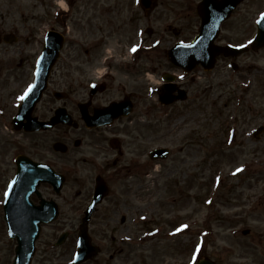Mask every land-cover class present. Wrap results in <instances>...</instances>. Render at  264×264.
I'll use <instances>...</instances> for the list:
<instances>
[{
    "label": "rangeland",
    "instance_id": "obj_1",
    "mask_svg": "<svg viewBox=\"0 0 264 264\" xmlns=\"http://www.w3.org/2000/svg\"><path fill=\"white\" fill-rule=\"evenodd\" d=\"M32 1L0 0V30H8L14 24L15 27L18 26L19 33L25 37L30 36L32 52L29 53L34 60L40 51L39 43L40 47L42 45L44 29H39L40 23H37L35 31L30 34L20 23L31 14L37 17L41 15L38 4L37 7L30 6ZM53 1L57 6L56 0ZM199 1L158 0V7L151 19L144 18L142 25L153 27L158 36H164L163 41L167 44H173L176 38L190 40L198 32L200 24L197 12ZM47 2L43 6L44 10L51 3ZM74 3L78 11L87 8L93 10L96 15V33L97 26L102 27L108 19L99 14V10L117 4L115 14L128 26L123 32L117 30V35L124 39L122 35L127 32L126 40L132 29L129 26H136L138 19L143 17L141 7L134 0H94V9L85 2L82 3V0H75ZM262 10L264 0H244L224 23L219 42L245 39L254 30L252 17ZM169 23L171 31L165 30ZM175 26L180 29L179 35H175L172 29ZM163 54L160 49V58H163ZM3 56V48L0 47V57ZM249 59L259 60V68L253 72L255 82L249 88L250 91L246 92L254 96L262 111L249 115L242 121L247 127L264 123V49L253 56L249 53L240 58L242 63ZM143 61L144 58L141 57L142 73L136 85L141 90H144V83H147ZM244 66L247 68L246 63ZM227 73L230 71L228 68L225 71L224 66L216 68L204 76L201 85L190 88L188 101L180 102L174 108L175 113L184 114L180 120L166 116L159 121L154 118L152 122L144 124L145 134L151 135L145 149L171 144L176 148L168 159L158 161V176L153 175V169L148 174H140V178L131 185L136 190L132 199L129 188L128 194H122L124 199L131 200L128 206L112 209L104 204L95 213L90 233L94 243L103 249L99 259H105L111 252V264H196L199 258L204 257L216 260L219 264H264V130L248 145L237 141L232 148L226 147L223 135L228 114L234 104V93L240 90L231 83ZM241 74L238 72L235 82L245 78ZM20 81H15L14 75L10 80H5L3 95L17 99L28 82L24 81L20 88ZM59 83L60 80L55 78L53 86L60 88ZM59 102L46 96L38 113L45 114L50 111V106L54 107ZM42 105L44 107L41 109ZM155 109L162 108L155 105ZM244 109L243 107L242 112ZM214 127L217 132L213 138H207L206 132L212 131ZM72 130V127L60 125L56 129L39 133H23L14 130L8 120L0 118V257L3 261L5 258L12 263V242L16 244V241L8 238L1 204L15 173L14 156L17 153H27L37 160L51 163L67 174V182L60 198H56L52 189L48 190L50 193H46L45 185L40 187L46 195L58 201L61 215L44 227L32 264L71 263L81 222L82 210L78 207L84 203V196L80 197L75 207L68 202L74 201L75 191H85V187L92 186L98 171V164L94 162L92 167L76 161L81 153L73 151L71 140H68L70 151L67 153L53 150L52 144L58 138L74 136ZM154 135L158 137L153 138ZM248 161L252 166L247 174L240 173L237 177L228 175L231 169ZM71 167L72 171H67ZM218 170L222 176H216ZM220 178L221 186L218 181ZM119 212L127 216L124 221ZM65 230L71 231L69 239L61 247L53 249V241ZM244 230L248 233L243 234ZM112 240L115 242H111ZM3 261L0 264H4Z\"/></svg>",
    "mask_w": 264,
    "mask_h": 264
},
{
    "label": "flooded vegetation",
    "instance_id": "obj_2",
    "mask_svg": "<svg viewBox=\"0 0 264 264\" xmlns=\"http://www.w3.org/2000/svg\"><path fill=\"white\" fill-rule=\"evenodd\" d=\"M62 1L67 4L68 8L75 5V0ZM57 2L60 1L57 0ZM30 6L32 7V5ZM54 7L56 6L51 0L48 9H42L38 21L46 28H44L45 33L61 31L69 38L70 43L68 41L66 45L65 42L62 54L51 72L50 81L53 83L55 78H58L62 81L61 84L66 85V89L63 90L66 91V100H70L73 108V120L76 121H74L75 129L79 130L82 135H88L85 138L80 137L81 143L76 146L85 157L78 158L76 161H81L92 167H94L93 161H103L102 165L96 163L98 171L95 174L96 177H102L106 184L113 189L111 195L115 201H111L110 206L115 208L122 203L119 195L128 194L129 186L136 182L139 175L138 172L133 173L136 164L133 160L129 161L127 155L129 153L128 145L133 143L129 139L132 140L133 133L138 130L137 121L133 120L138 118L144 108L141 105L143 91L136 86L142 73L140 59L144 58L146 77L155 76L161 66L160 47L156 46L140 52L143 41H135V39L138 38L137 34L141 31L142 17L138 21L139 25L132 32L131 41L126 42L117 35L116 24L120 18L115 14L116 9L102 10L109 18L105 25L97 26L98 33H96V15L93 10L89 8L83 11L69 9L68 11H59L55 15ZM38 21L36 16L31 14L20 23L32 34ZM68 23L73 24L72 27ZM38 28L42 29L43 27L39 25ZM124 28L122 24L119 26L120 31ZM18 30V26L15 27L14 24L8 30H0V47L3 48L4 55L3 58L0 57V79L2 80L0 82V103L3 102V97H6L2 93L5 80H10L14 75L15 81H20L29 77L31 73L32 57L29 53L32 50L31 37H25ZM44 44L45 41L42 42V48ZM128 45L131 46L129 50ZM133 48H136V51H133ZM134 59L136 60L132 61ZM128 87L132 89L130 92H127ZM121 103L133 105L130 115L126 116L123 108L120 107L114 110V114L120 113L117 118L113 116L114 114L108 117L104 116L101 119L102 125L93 128L86 126V119L95 116L96 112L105 111L112 104ZM51 113L52 111H47L45 114L41 112L38 116L41 119H47ZM97 118H101V115H98ZM112 118L111 122L106 121V119ZM241 118L243 121L248 118L245 112H242ZM139 136L143 137V133L140 132L135 137L136 140L142 142ZM109 145L112 148L108 150L107 146ZM135 153L141 157L143 149L136 148ZM141 172H143L142 168ZM89 190L85 192L82 201L85 202L89 198L91 194ZM81 194V191L78 192V196ZM79 199L77 198L73 202L74 207L78 204ZM129 201L131 200L126 198L124 204L128 205ZM81 205L79 204V206Z\"/></svg>",
    "mask_w": 264,
    "mask_h": 264
},
{
    "label": "water",
    "instance_id": "obj_3",
    "mask_svg": "<svg viewBox=\"0 0 264 264\" xmlns=\"http://www.w3.org/2000/svg\"><path fill=\"white\" fill-rule=\"evenodd\" d=\"M240 1L241 0H219V1L204 0L203 3L201 4L200 14L203 17L202 35L199 38L200 40L196 42V44L192 47L194 48L199 47L200 42L206 41L207 39L208 40L207 52L208 54H210V58H212L211 62L215 54H218L221 51H224L226 54L238 53L237 51H232L218 47L216 48L215 45L213 44L214 36L211 35L212 37H207L205 31L207 30V35H210L208 27L211 26L212 22L215 21V17L219 15L220 17L219 20H222L224 17H226L229 14L231 8L237 2ZM215 31L216 29H214L213 33ZM217 33L218 31L216 32V34ZM258 37L259 39H261V41L257 43V47H260L264 45V17L261 19L260 22V31ZM54 42L55 39L50 37L48 42V50L51 49V52L48 53L46 51L45 52L46 57L43 55V57L40 60L39 77L30 95L26 98L23 105H21V111H20L21 113L16 121L17 127H20V124H18L20 121H22L24 118L30 117L33 107L35 106V103L40 99V96L46 87L47 76H48L47 73L51 66V60L53 58L52 49H58L57 46L53 45ZM171 59L173 60V57H171ZM199 60L200 58L194 60L193 56L191 57V61L193 64H197ZM59 114L60 115L58 119H60L63 112L59 111ZM60 121H63V119H61ZM26 128L29 130H34V129H38L39 126L37 124L30 123L26 126ZM56 148L65 150V148L61 147L60 145H56ZM18 165H19V171H18L19 175L16 182L14 183V185H12L10 189V193L5 205L6 218L10 226L11 235L17 236L20 242V245L17 248L18 257L16 264H30V261L34 254V241L38 236L40 223L42 221L44 222L51 221L57 215V212L55 210L52 213L46 212L44 210L45 206H39L35 208L33 205H31L29 201L30 194L32 191L36 190L35 187L39 185L41 181H51L55 184L57 189H59L60 185L62 184V179L59 185L56 182L55 178L53 177L55 175L51 169L43 168L39 164L30 161L29 159L24 157L18 161ZM13 187H16V189L14 190ZM22 193H24V195L22 196V202H21L19 196ZM54 208L57 209L56 205L54 206ZM88 219L87 218L84 219V223L81 227L80 253L77 261L83 259L86 260L99 251L97 247H93L91 245L90 239L87 235ZM85 246L87 247L88 250H85ZM198 264H215V263L212 262L211 260L204 259L200 261Z\"/></svg>",
    "mask_w": 264,
    "mask_h": 264
},
{
    "label": "snow or ice",
    "instance_id": "obj_4",
    "mask_svg": "<svg viewBox=\"0 0 264 264\" xmlns=\"http://www.w3.org/2000/svg\"><path fill=\"white\" fill-rule=\"evenodd\" d=\"M262 16H264V14H262ZM133 51H136V48H133ZM29 91H31V88L29 89ZM24 97H21V99H23ZM237 171H241V169H237ZM185 227H187V226H185ZM197 251H198V249H197Z\"/></svg>",
    "mask_w": 264,
    "mask_h": 264
}]
</instances>
